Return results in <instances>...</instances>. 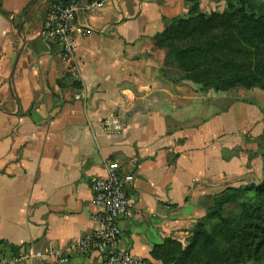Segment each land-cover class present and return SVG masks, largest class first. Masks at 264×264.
<instances>
[{"label":"crops","instance_id":"crops-1","mask_svg":"<svg viewBox=\"0 0 264 264\" xmlns=\"http://www.w3.org/2000/svg\"><path fill=\"white\" fill-rule=\"evenodd\" d=\"M53 1L0 0V255L103 264L67 249L98 229L90 184L114 166L132 177L121 249L160 264L151 249L183 244L215 194L262 180L264 91L202 89L174 60L142 53L167 21L187 16L188 0H83L94 6L71 61L40 35ZM199 2L204 13L207 3L223 10ZM110 113L123 121L118 135L102 131Z\"/></svg>","mask_w":264,"mask_h":264},{"label":"trees","instance_id":"trees-1","mask_svg":"<svg viewBox=\"0 0 264 264\" xmlns=\"http://www.w3.org/2000/svg\"><path fill=\"white\" fill-rule=\"evenodd\" d=\"M188 1L187 16L167 21L142 53L160 64L174 60L184 79L202 89L264 91V2L213 0L223 10L207 14L199 0ZM262 114L264 139V108ZM150 257L160 264L264 263V174L258 184L215 194L183 244L166 239Z\"/></svg>","mask_w":264,"mask_h":264},{"label":"built area","instance_id":"built-area-1","mask_svg":"<svg viewBox=\"0 0 264 264\" xmlns=\"http://www.w3.org/2000/svg\"><path fill=\"white\" fill-rule=\"evenodd\" d=\"M93 4L83 0H55L50 4L49 12L43 23L40 35L53 41L62 60L71 61L77 49L76 38L88 33L89 27L85 14ZM84 19V22H82ZM76 99L80 95L75 96ZM124 127L122 119L110 113L102 120V131L107 135H118ZM132 179L131 175H121L114 166L106 169L104 177L92 180L90 190L94 205L99 210L98 229L91 234L72 241L69 253H97L103 264H138V261L127 251L121 249V232L117 225L121 218L130 215L125 184ZM58 260L68 263V257L61 253ZM18 259H24L23 256ZM14 258L0 255V264H12Z\"/></svg>","mask_w":264,"mask_h":264},{"label":"rangeland","instance_id":"rangeland-1","mask_svg":"<svg viewBox=\"0 0 264 264\" xmlns=\"http://www.w3.org/2000/svg\"><path fill=\"white\" fill-rule=\"evenodd\" d=\"M211 1H212V3H214V4H217V3L213 2V0H211ZM260 1L264 2V0H260ZM205 9H207V11H208L207 14L210 13V12H213V11H218V10H220V9H218L217 6H209L208 3H207V5L205 6ZM253 90H258V89H250V90H247L246 92L253 91ZM239 93H241V95L243 94L242 96L245 95V92H243V91H239ZM248 264H258V263H248ZM261 264H264V263H261Z\"/></svg>","mask_w":264,"mask_h":264}]
</instances>
